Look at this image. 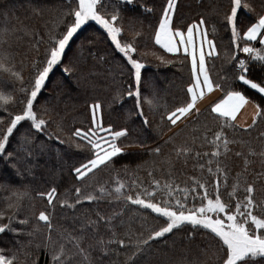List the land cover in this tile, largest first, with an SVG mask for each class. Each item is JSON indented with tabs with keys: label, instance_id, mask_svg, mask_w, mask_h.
I'll return each instance as SVG.
<instances>
[{
	"label": "trees",
	"instance_id": "obj_1",
	"mask_svg": "<svg viewBox=\"0 0 264 264\" xmlns=\"http://www.w3.org/2000/svg\"><path fill=\"white\" fill-rule=\"evenodd\" d=\"M165 3L102 1L106 16L118 15L119 41L131 44L135 48L132 58L143 65L139 107L135 70L108 34L88 23L71 38L61 62L52 68L34 100L33 111L46 121L43 130L23 121L10 136L6 152L0 155V212L4 214L0 223L9 224L10 216L13 219L9 229L0 233V254L15 255V264H53V247L58 250L60 245L65 248L66 264H222L218 257L225 248L218 237L189 223L137 251L138 240L166 226L167 220L127 197L135 199L139 194L165 206H175L179 200L186 211L206 203L201 200L204 190L195 181L206 185L212 199L218 183L221 199L231 210L237 202H244L246 187L252 184L254 214L264 216V116L256 117L250 128L243 127L211 113L212 102L176 125L167 119L170 112L190 101L187 88L193 80L189 56L168 53L155 43ZM76 6L77 0H0V52L9 55L13 71L22 76L19 80L3 73L0 78V95L10 97L0 108V134L12 117L22 113L37 70L46 66V50L53 43L50 38L66 33L74 22L71 13ZM231 6L232 0H177L174 27L184 31L205 21L207 37L216 45V54L206 57V68L214 83L223 85L217 100L227 91H240L264 108V94L238 80L241 70L236 67L241 58L248 64V78L257 83H264V63L253 61L232 42L226 19ZM263 12L264 0H241L235 18L239 49L246 43L243 32ZM247 43L264 47L259 40ZM97 103L102 106L103 127L127 130V135L115 141L121 154L78 180L74 169L93 158V151L87 140L73 133L92 127V106ZM217 132L223 133L219 147L212 143ZM223 139L229 142L227 150ZM119 184L124 185L121 194L115 193ZM193 188L197 191L192 192ZM53 189L49 204L47 193ZM87 196L94 199L89 201ZM41 211L50 218V233L46 222L37 219ZM23 220L28 223L21 224ZM239 264H264V256L248 257Z\"/></svg>",
	"mask_w": 264,
	"mask_h": 264
},
{
	"label": "snow or ice",
	"instance_id": "obj_2",
	"mask_svg": "<svg viewBox=\"0 0 264 264\" xmlns=\"http://www.w3.org/2000/svg\"><path fill=\"white\" fill-rule=\"evenodd\" d=\"M101 6L102 0H78L77 7L71 13V15L74 16V22L67 26L66 33L60 38L54 36L50 38L53 43L51 48L46 50V66H44L42 70H37V74L34 78V86L26 98V105L23 108L22 114L12 117L6 130L0 134V155L6 152V144L21 122L30 121L32 128L37 131L43 130L46 121L42 118H38L37 114L33 111L34 100L44 86L46 78L52 68L61 62L62 54L73 35L89 20L95 21L106 30L108 36L115 44L116 49L124 54L128 63L135 70V79L137 82V91L135 95L138 98L137 107L140 106L139 83L141 81V69L143 68V65L138 60L133 59L130 55L131 52L135 51V48L131 44L122 46L118 40L117 36L121 32V29L115 26L118 20V15L112 14L109 18L101 11ZM240 7L241 0H232L231 12L226 17L228 24L231 25L232 42L237 44L238 51L247 54L253 61L264 63V47L257 49L248 46L247 43L259 39V44L264 46V15H259L256 22L252 23L251 26L247 27V30L243 32V38L246 43L242 49H239L238 41L240 39V34L236 26L235 18ZM244 7L247 8L249 5L245 4ZM176 9L177 0H166V3L162 8L163 15L159 19V24L155 29L154 36L155 43L166 52L179 53L181 48H183V51L186 54L185 58L188 56L191 57V76L194 82L187 88V93L190 95V101L186 106L177 107L174 111L168 114L167 119L172 125H176L182 118L190 116L194 109L199 113V109L196 108V101L203 96L204 89H207L209 92L213 90V87L223 90V85L220 83H214L206 68L204 46L207 45L209 49L207 56L211 57L216 53V45L208 40L207 33L201 32L196 25H189L186 33L181 31L179 27H174V13ZM199 24L204 25L205 21L201 19ZM194 33L201 37L199 52H197L195 47ZM233 59L238 58L234 56ZM238 67L241 69L238 80L251 89L256 90L258 93L264 94V83H257L248 78V64L246 63V60H239ZM3 73H8L11 77L22 80L21 74L13 71L10 57L6 52H0V78H2ZM198 89L200 90L199 95L197 93ZM128 94L130 96L133 95L132 92H129ZM8 99H10V97L0 95V101H4L3 104H0V108L5 107ZM148 103L151 104L152 101H148ZM248 103L249 100L240 91H227L223 99H220L219 102L214 103L211 106L210 111L211 113L216 114L218 118H231V120L234 121L241 107ZM101 107L102 106L98 103L92 106L93 128H89L88 130L77 128L73 133L74 136L79 137L82 140H87L93 151V158L89 159L87 163L81 164L80 167L74 169L78 180L85 179L93 170L98 169L102 165H106L107 162L122 153V149L117 146L115 141L119 137L126 136L127 130L113 131L111 127L104 128L102 123L97 122L96 113ZM140 114L143 115L142 112ZM258 116H264V108L256 105L253 124L256 123V117ZM144 123L147 124L146 119ZM250 127L251 126H249V128ZM98 132H107L108 136H99ZM222 137L223 133L217 132L212 143L219 147V142ZM228 143L227 139H223L225 150H227ZM156 152H159V149H156ZM212 155L218 156L219 152H213ZM261 155L264 156V152H262ZM11 156L12 154L8 153V158H11ZM209 163H211V161ZM208 171L211 172L212 169L209 168ZM216 171L220 172L221 169L217 167ZM195 184L198 189L204 190L201 200L206 201V203H201L200 207L189 209L187 211H185V205L181 204L179 200L176 201L175 206L167 204L162 207L160 204L152 202L151 199L141 198L139 194L136 195L135 199H133L132 196L127 197L132 204L150 209L153 213H156L167 220L166 226L161 227L159 230L152 231L147 239L138 240L137 251H142L143 248L149 244V241L164 237L165 234L171 233L181 224L190 223L193 226H202L204 229L210 230L211 233H214L215 236L222 241V245L226 246V249L222 248L223 255L218 257V262L222 259V264H239V262L244 261L245 258L249 256L253 258L264 256V216L254 214L256 202L252 196L254 192L253 185H247V195L244 198V202H237L235 204V210L233 211L231 210L230 204H226L222 201L218 183L214 199L209 197V193L204 183L195 181ZM123 188L124 185L119 184L115 188V193L121 194ZM100 191L101 193H104L105 190L101 188ZM191 191L196 192L197 188H193ZM76 193L77 195H80L81 189L77 188ZM24 195H26V193ZM39 195L44 194L40 193ZM54 195L55 189L47 193L49 204L53 203ZM147 195L151 197L153 194L148 193ZM230 195H234V192ZM85 199L91 201L94 197L87 196ZM61 203L65 204L67 207H74V205L67 204L65 201H62ZM79 203L80 201L77 200L76 204ZM9 207H12V205H9ZM174 207L176 210H174ZM221 214L224 215V218H221ZM3 215L4 214L0 212V219L3 218ZM8 219L9 224L0 223V233L9 229L13 217L10 216ZM37 219L38 221L46 222L50 233L52 225L49 216L46 215L44 211H41ZM20 223L27 224L28 221L23 220L20 221ZM48 240H51L50 235ZM118 243L123 246L124 241L119 240ZM52 251L53 264H66L64 258L65 248L63 245H60L58 250L54 246ZM80 251L83 253L84 250L81 248ZM15 259V255L12 257H6L5 255L0 254V264H15Z\"/></svg>",
	"mask_w": 264,
	"mask_h": 264
},
{
	"label": "rangeland",
	"instance_id": "obj_3",
	"mask_svg": "<svg viewBox=\"0 0 264 264\" xmlns=\"http://www.w3.org/2000/svg\"><path fill=\"white\" fill-rule=\"evenodd\" d=\"M103 1V0H102ZM120 1H127V0H120ZM128 1H131V0H128ZM77 4H78V0H77ZM77 7V6H76ZM110 18V17H109ZM88 23H95V24H97L95 21H92V20H89V21H87L84 25H82L81 26V28L83 27V26H85L86 24H88ZM99 27H101L105 32H106V30L101 26V25H99V24H97ZM115 26L116 27H118L117 26V24H115ZM196 26L200 29V31L201 32H206V30H205V28H204V26H202V25H199V24H196ZM203 27V28H202ZM80 28V29H81ZM119 28V27H118ZM78 32V31H77ZM76 32V33H77ZM75 33V34H76ZM107 33V32H106ZM74 34V35H75ZM108 34V33H107ZM73 35V36H74ZM110 38V37H109ZM117 38H118V40H119V34H118V36H117ZM207 39L208 40H210L208 37H207ZM110 40H111V38H110ZM112 41V40H111ZM197 41H199V43H198V46H201V37L198 35V38H197ZM120 43H121V41H120ZM121 45L122 46H126V45H124V44H122L121 43ZM204 47H207V45H205ZM130 55H131V53H130ZM255 106H256V104L254 103V102H252V101H250L249 100V103L248 104H246V105H244V106H242L241 107V109L238 111V113H237V117H236V119L234 120V122L236 123V124H238V125H240V126H243V127H248V126H250L252 123H253V117H254V115H255ZM195 110V109H194ZM22 114V113H21ZM96 117H97V122H99V123H101V120H100V110H98L97 111V113H96ZM184 119V118H183ZM92 120H93V108H92ZM91 128H93V123H92V127ZM104 128H107V127H104ZM98 131V130H97ZM98 134H99V136H108V133L107 132H98ZM22 146V144H20V147ZM55 162L57 163V164H60V166H63V162H62V160L61 159H59L58 157H55ZM47 164H48V162H46ZM4 176L5 177H8V174L5 172L4 173ZM160 206H165V203H162V204H160ZM235 210V208L233 209V211ZM187 211V210H186ZM213 218H215V217H213ZM221 218H224V215L223 214H221ZM166 219V218H165ZM225 222H227V221H225ZM190 224V223H189ZM202 227V226H201ZM219 239V238H218ZM221 243H222V241H220ZM225 249H226V246H223ZM146 255V254H145ZM249 257H251V256H249ZM246 258H248V257H246ZM245 258V259H246ZM240 263V262H239Z\"/></svg>",
	"mask_w": 264,
	"mask_h": 264
},
{
	"label": "crops",
	"instance_id": "obj_4",
	"mask_svg": "<svg viewBox=\"0 0 264 264\" xmlns=\"http://www.w3.org/2000/svg\"><path fill=\"white\" fill-rule=\"evenodd\" d=\"M262 15H264V12H263V14ZM196 24H199V23H193V24H191V25H196ZM200 25V24H199ZM203 26V25H202ZM203 28V27H202ZM186 31H187V29L186 30H184V32L186 33ZM197 38H198V35H196L195 33H194V42H195V47H196V49H197V52H199V49H200V46H198V43H199V41H197ZM259 40V39H258ZM211 41V40H210ZM191 50V49H190ZM204 51H205V54H206V57H207V52L209 51V49H208V47H204ZM180 52H182V53H184V51H183V48H181V50H180ZM185 54V53H184ZM216 54V53H215ZM214 54V55H215ZM206 57H205V59H206ZM189 58H190V62H191V57L189 56ZM194 81H192V83H193ZM191 83V84H192ZM199 89L197 90V93H198V95H199ZM220 93H221V91H220V89H216L215 87H213V90L211 91V92H209L207 89H204L203 90V96L202 97H200L197 101H196V108L197 109H200V108H202L203 106H205V105H207V104H209V103H212L213 102V104L214 103H217V102H219V100H217V98H218V96L220 95ZM223 99V98H222ZM194 111V110H193ZM230 120H231V118H229ZM181 120H183V118L181 119ZM180 120V121H181ZM233 121V120H232ZM179 122V121H178ZM177 122V123H178ZM234 122V121H233Z\"/></svg>",
	"mask_w": 264,
	"mask_h": 264
},
{
	"label": "built area",
	"instance_id": "obj_5",
	"mask_svg": "<svg viewBox=\"0 0 264 264\" xmlns=\"http://www.w3.org/2000/svg\"><path fill=\"white\" fill-rule=\"evenodd\" d=\"M240 60H241V59H240ZM238 63H239V62H238ZM237 69H238V70H241V69L238 67V64H237Z\"/></svg>",
	"mask_w": 264,
	"mask_h": 264
}]
</instances>
